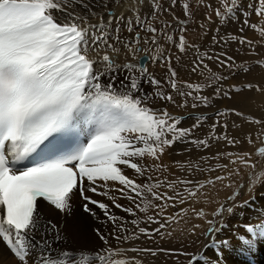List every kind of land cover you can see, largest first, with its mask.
<instances>
[{
    "label": "snow or ice",
    "instance_id": "1",
    "mask_svg": "<svg viewBox=\"0 0 264 264\" xmlns=\"http://www.w3.org/2000/svg\"><path fill=\"white\" fill-rule=\"evenodd\" d=\"M176 2L172 0L173 6ZM218 3L224 9L223 12L220 8L215 9L221 23L236 18L239 11L244 17V26L264 38V24L249 22L253 12L264 21V0H255L247 10L241 6L242 0H218ZM94 4L99 5L100 12L94 9ZM193 7L197 11L200 7L212 9L204 0H195L194 6L191 0H185L182 9L187 19L180 20L172 14L173 20L181 26V33L194 18ZM117 8L121 9L119 14H116ZM145 8L149 9L147 13L143 11ZM125 12L130 15L125 16ZM165 12L170 9L163 8L160 0H93V3L88 0H0V242L17 264H30V260L31 264H143L136 257L118 258L129 251L152 257L159 253L175 257L183 255L189 257L188 264H199V254L178 249L113 247L108 236L99 229L95 231L102 247L94 251L54 248L53 239L57 242L62 239L60 230L44 218L38 201L43 200L61 213L70 212L76 191L85 201L86 213L95 217L96 213L89 207L94 205L112 222L114 231L110 235L117 241L127 244L141 236L152 239L154 234L162 238H171L174 232L183 235L184 228H172L167 233L162 230L181 221L187 224L185 218L190 211L192 218L205 220L209 225L205 235L211 236L212 240L206 248L219 250L221 246H232L230 239L216 240L222 228L216 226L215 218L222 217L225 212L231 215L236 207L244 206L232 203L244 185H237L224 201H211V194L205 189L215 188L217 182L225 180L230 182L223 187L231 188V176H239L242 167L253 169L248 173V190H252L264 177V169L258 171L256 168L264 160V128L256 132V140L261 146H254L251 132L244 138L248 145L254 146V152H218L210 158L199 157L204 165L209 159L220 157L227 158L228 164L204 167L194 161L173 162L179 171L187 169L188 176L228 170L226 175H207L205 179L177 176L169 180L164 177L153 181L148 173L167 172L168 166L148 165L143 163V158L148 156L159 161L165 149L177 142H187L198 149L209 148L212 140L225 141L232 147L241 144L240 139L226 133L217 135L219 122L210 126L207 138L188 139L204 124L207 116H196V122L190 128L180 127L185 117L172 115L166 107L154 108L149 100L176 104L173 95L176 93L182 99L177 104L179 108L187 107L189 99L193 101L192 108L208 107L221 92L230 98V91L238 92L241 88L233 85L230 90H225L219 86L215 87L212 97L202 95L206 86L213 87L228 79V76L212 71L205 59L228 69L230 75H236L238 71L248 73L250 68L245 66L247 61L237 65L235 58L227 52L201 54L196 45H190L197 53L191 61L190 71L208 83L178 82L172 56L160 51L158 37L173 40L168 32L172 23L161 19ZM93 19L97 22L93 23ZM206 19L211 21V15L206 14ZM155 22H160L159 29L154 26ZM200 27L204 28V25ZM122 32L129 36L122 37ZM228 39L247 45L250 54L256 55L255 45L259 41L231 33ZM220 40L228 42L224 37ZM141 42L145 47H140ZM212 43H218L216 35H213ZM175 47L180 53L185 52L183 34ZM141 52L143 59L139 55ZM145 61L167 65L163 83L170 86L171 92L163 91L162 82L149 73ZM255 64L264 67V59H257ZM144 83L151 85V93L143 91ZM181 85L187 91L182 90ZM243 87L264 91L252 83ZM229 111L244 116L235 109L217 111L216 115L225 116ZM244 118L255 125L264 124V120L251 116ZM222 126L227 128V124ZM253 155L258 157L256 162L252 160ZM231 165L239 167L229 170ZM125 168L133 170L136 177H143L144 182L138 183L126 175ZM115 184L120 187H110ZM161 188L167 191H158ZM113 191L119 192L121 198L133 206L117 203V197L111 194ZM89 192L107 197L115 208L133 218L125 221L124 217L110 214L109 205L93 199L86 194ZM209 202L218 204L211 213L195 206ZM184 205L187 207H181ZM169 208L178 210L168 214ZM138 213L144 214L142 219ZM209 214L213 219H207ZM258 220V223L242 225L243 233H233L242 257L264 242V212L258 214ZM125 224L133 227H125ZM142 224L158 227L149 229ZM220 224L225 226L223 220ZM199 227L201 225L193 223L187 232L195 235Z\"/></svg>",
    "mask_w": 264,
    "mask_h": 264
},
{
    "label": "rangeland",
    "instance_id": "2",
    "mask_svg": "<svg viewBox=\"0 0 264 264\" xmlns=\"http://www.w3.org/2000/svg\"><path fill=\"white\" fill-rule=\"evenodd\" d=\"M160 2L163 8L170 9V12H165L161 14V19L170 21L173 25L171 28L168 29L169 34L172 35L173 37L172 41H167L166 38L158 37L159 44L161 45L160 51L163 52L165 55L172 56V67L176 70L178 74H180V75L177 74L178 77H176L178 82L188 81L193 83H204L205 85H207L208 83V81H205L203 77L199 76L198 74H193L190 71L191 61H192L191 59H193L194 56L197 54L195 52V49L190 47V45H196V47L199 48L201 54L207 53L211 55L213 53H219L221 51L227 52L229 56H233L235 58L237 65H241L243 62L247 61L248 64L245 66L250 68V71L248 73L238 71L236 75H230L228 69L220 68L217 66V63L215 61L205 59V63L209 65L212 71L219 73L221 76H228V79L217 82V84H215L213 87L206 86L203 92L201 93L202 95L212 97L215 91V87H219V86H222L223 89L225 90H230L233 85L241 88V91L238 92L230 91V98L224 96L223 92H221L220 97L217 99H212L208 107L200 106L197 108H192L191 104L193 103V101L189 99L187 107L179 108L177 107V104L181 103L182 99L176 93H173L174 98L176 100V104L160 101L159 99L149 100V104L154 108L167 107L169 113H171L172 115L185 117L180 127L190 128L191 125L196 122L195 120L196 116L198 115L207 116V120L204 122V124L201 127L195 129L192 132L191 137H189L188 139L207 138L208 134L211 132L210 126L214 123L219 122L216 128L217 135L226 133L228 136L235 137L242 141L241 144L232 147V146H228L225 141L212 140L210 141L211 146L207 149H202V148L198 149L196 148V146L187 142H177L173 146H171L172 149L171 157L173 158L171 162L181 161L182 163H186L188 161H194L201 163L204 167H207L208 165L215 167L216 164H228V159L224 157H220L219 159H209L207 165H204L202 161H199V157L204 156L210 158L215 156L218 152H243V151L254 152V146L255 147L261 146L259 144V141L256 140V132L260 128H264V124L255 125L249 123L244 117L251 116L255 119L264 120V96H263L264 91H258L255 87H253L252 89H248L243 86L246 83H252L253 85H258L259 88L264 89V67H260L255 64V61L257 59H264V38H261L258 35V33L254 32L251 28L244 26L243 24L244 17L240 14L239 11L236 12V18H230L227 20V22L221 23V21L218 20L215 15V9L220 8L218 0H204L205 5L211 4L212 6L211 10L207 7H200L199 10L197 11L195 7H193L194 18L192 20H189L186 26L187 30L184 33H181L179 30L181 26L178 24L176 20H173L172 14H175V16L178 17L180 20L187 19L183 14V9H182V4L185 2V0H177L174 6L172 4V0H160ZM229 2H231V0H229ZM254 2L255 0H242L241 6L242 8L247 10L248 5ZM191 4L194 6L195 0H191ZM220 10L222 12L224 11L223 8H220ZM148 11L149 9L147 8V10H145L144 12L147 13ZM206 14L211 15V21L206 19ZM128 15H130V13H128ZM249 22L264 24V21H261L260 18H257L254 12L249 17ZM201 24L204 25V28L200 27ZM154 26L159 29L161 27V24L160 22H155ZM242 27L244 28L243 32L240 31ZM217 28H219V32H217ZM229 33L235 36H245L253 41H259L255 45L256 55L250 54V49L248 48L247 45L242 46L239 44V41H232L228 39ZM181 34H183L186 39V50L184 53H180L178 49L175 47V44L178 42L179 36ZM141 35H145V34L142 33ZM213 35L217 36L218 43L216 44L212 43ZM220 37H224L225 40H227L228 42L224 43V41L220 40ZM188 56L191 57L189 58ZM177 57H179V59H177ZM146 63L148 64L149 61H147ZM161 68L163 69H158L157 71H152L150 73L153 76H155L156 79L162 82L163 91L167 94L168 92H171L170 86L163 83L167 75V65L165 64V66H162ZM184 74L186 75L188 74V76ZM181 88L182 90L187 91V89L183 88L182 85ZM143 91L145 93H151L153 89L150 85V87L145 88ZM224 109H229V110L235 109L236 112L243 113L244 116L241 117L236 115L234 112L229 111L225 116L218 117L216 115V112L222 111ZM224 124H227L226 129L222 126ZM234 124L239 125V127H234L233 126ZM249 132L253 134L252 139L254 141V146L248 145L246 140L244 139ZM257 159L258 157H256L255 155L252 156L253 162H256ZM157 163L167 165L163 161H159ZM172 165L174 168L172 167L171 169H169V165H167L168 166L167 172L155 171L154 173L155 176H153L154 174L151 176L153 178V181H155L157 178L163 179L164 177H167L169 180H172L175 179L177 176L180 177L187 176L188 179H205L207 175H212V176L226 175L228 171V170H218L210 174L196 173L194 176H188L187 169H185L184 172H181L178 170V166L174 165L173 163ZM235 167H239V165H231L229 170ZM256 168L258 171L264 169V160H261L260 163L256 165ZM252 171H253L252 168L245 169L241 167L240 175L239 176L233 175L230 178L231 182H233V186L231 188L223 187L224 184L230 182L229 180H225L222 183L217 182L215 188L205 189V191L210 192L211 201H216V200L224 201L227 196L232 194L233 190L236 188L237 185L243 184L244 187L240 189L239 196H237L235 201L232 202L236 205H242L247 200H249L253 195L257 194L260 191H264V177L260 178V180L252 188L251 191L248 190V173ZM158 191L163 192V191H167V189L161 188ZM195 206L197 208L203 207L206 212L211 213L212 211L215 210L216 207H218V204L215 202H209L207 204H196ZM181 207H187V205ZM236 209L238 210V207L235 208L233 213L236 212ZM177 210L178 209L169 208L167 212L168 214H171L173 211H177ZM259 211L263 212L264 206L260 207ZM150 214L153 213L150 212ZM139 216L141 217V219L143 218V215H139ZM229 216L230 215L227 212H225L222 217L220 216L216 217L215 218L216 226L217 227L222 226L220 224L221 220H223L224 225L227 224ZM185 219L188 220L187 224H185L184 221H181L179 224H173L170 228H166L162 230L163 232L167 233L169 231H172V228H184L185 231L183 235H181L179 232H174L171 238H168L166 236L165 238H162L160 235L154 234L152 239H148L145 236H141L139 240L132 241L127 244L124 243L123 241H117L115 239L111 241V246L113 247L119 246L122 248L137 247V248L178 249L186 253L196 254L203 247V245L210 243V241L208 240L211 238V236L205 235L209 225L205 222V220H196L195 218H192V213L190 211L188 213V217H186ZM207 219L211 220L213 219V217L209 214L207 216ZM193 223L201 225V227L195 230V236L187 232V228H190ZM142 226L148 227L149 229L158 227V225L155 224H142ZM132 227L133 226L130 225L129 228ZM159 254L164 256L152 257L150 254L135 253L129 251L125 254L124 257H118V258L136 257L142 260L143 264H169L171 260L172 261L174 260V262H176L177 264V259H178L179 264H188V260H189L188 256L181 255L179 257H175V256H167L166 253H159Z\"/></svg>",
    "mask_w": 264,
    "mask_h": 264
},
{
    "label": "bare ground",
    "instance_id": "3",
    "mask_svg": "<svg viewBox=\"0 0 264 264\" xmlns=\"http://www.w3.org/2000/svg\"><path fill=\"white\" fill-rule=\"evenodd\" d=\"M88 3H93V0H88ZM94 9L97 12L101 11L98 4H94ZM145 10H147V8H145L144 11ZM115 11H116V14H119L121 9L117 8ZM125 16H128V12H125ZM105 19H107V16H105ZM92 22L96 23L97 20L93 19ZM121 35L122 37L127 38L129 36V33L122 32ZM143 47L145 46L141 42V48ZM140 54L141 53H139V55ZM146 66L148 68L149 73L152 71H157L158 69H163L161 68L162 66L159 63L153 64L150 61L148 64L146 63ZM186 76H188V74ZM148 87H150L149 84L147 83L142 84L143 90ZM171 151H172L171 147H167L159 159V161H163L164 163L169 165V169L173 167L172 165L173 162H171L173 159L171 157V153H172ZM159 161H155L148 156H145L143 158V163L148 164V165L155 164ZM154 173L155 171L152 173L151 172L148 173V175L152 176ZM125 174L131 178L136 179L138 183L144 182V178L136 177L135 173L131 169L125 168ZM153 176H155V174ZM110 187L118 188L120 186L118 184H115V185H110ZM86 194L89 196H92L93 199L100 200L108 204L110 208V214L124 217L125 221H129L133 218V217H130L127 213L123 212L121 209L115 208L112 205V202L107 199V197L100 196V195H94L90 192ZM111 194L117 197V203H120L121 205H124L125 207L133 206L130 204V202L127 199L121 198L119 192L113 191ZM246 202L247 203L242 204L244 205L243 207H238V210L236 209V212L229 216L228 223L225 224V226L220 225L222 227V231L216 236L217 241L223 240L225 238L230 239L232 241V246L231 247L221 246V248L217 250L214 247L206 248L205 246L209 244L203 245V247L198 251V253H196L200 255L199 264H264V242L259 243L253 252L246 254L242 257L238 253L239 242L233 236V233L235 232H241V233L244 232L243 227H241L242 225L246 223H258L259 222L258 214L260 212H258V210L260 207L264 206V191H260L257 194L253 195ZM84 203L85 201H83L79 196V191H76L74 195L72 196L71 210L70 212H66V213H61L58 210H55L52 206L48 205L43 200L38 201L39 211L42 213L44 218L46 220H51L53 223H55L58 226L60 230L62 239L58 242L53 239L54 248L68 249L72 251H76L79 249H89V250L94 251L97 248L102 247V242L100 241L95 231L96 229H99L102 233L108 236L110 245H111V241L115 240L110 235L114 231V226L112 222L108 221L107 218L104 216L103 212L99 210L97 207H95L94 205H89V207L92 208L93 212L96 213L95 217L91 215L90 213H86L83 208ZM138 215H144V214L138 213ZM130 225L131 224H125V227L129 228ZM118 234L122 235L123 233H118ZM39 238L40 237L37 234V239ZM211 240H212V237L208 241H211ZM158 256H164V255L158 254ZM0 264H17L16 259L13 257L11 252L6 248V246L3 245L2 242H0ZM30 264H31V260H30ZM169 264H176V262H174V260L173 261L171 260Z\"/></svg>",
    "mask_w": 264,
    "mask_h": 264
},
{
    "label": "water",
    "instance_id": "4",
    "mask_svg": "<svg viewBox=\"0 0 264 264\" xmlns=\"http://www.w3.org/2000/svg\"><path fill=\"white\" fill-rule=\"evenodd\" d=\"M140 57L143 59V57H144V54H143V55H141Z\"/></svg>",
    "mask_w": 264,
    "mask_h": 264
}]
</instances>
